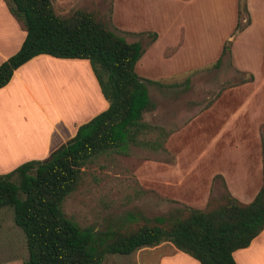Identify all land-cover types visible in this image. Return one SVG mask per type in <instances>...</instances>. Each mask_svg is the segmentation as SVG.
<instances>
[{
  "label": "trees",
  "instance_id": "16d2710c",
  "mask_svg": "<svg viewBox=\"0 0 264 264\" xmlns=\"http://www.w3.org/2000/svg\"><path fill=\"white\" fill-rule=\"evenodd\" d=\"M10 14L21 21L25 38L19 50L0 64V89L14 72L46 55L58 59L86 60L108 103L103 112L80 125L74 136L43 160L28 161L0 175V209L12 208L14 224L24 234L26 264H102L108 255L128 256L140 247L169 243L198 264H236L233 254L249 247L264 230V183L249 204H242L227 191L208 199L206 208L178 204L164 215L151 218L132 212L116 224L81 227L67 218L64 200L82 184V169L108 152L125 153L139 136L160 127L143 122L150 106L149 86L158 81L140 78L135 67L157 40L155 32L138 34L128 42L117 34L103 16L75 10L56 14L51 0H3ZM233 35L251 23L248 0H237ZM232 41L223 44L212 68L231 61ZM236 84L252 82L251 74ZM162 148L163 144H154Z\"/></svg>",
  "mask_w": 264,
  "mask_h": 264
},
{
  "label": "crops",
  "instance_id": "0c3cea01",
  "mask_svg": "<svg viewBox=\"0 0 264 264\" xmlns=\"http://www.w3.org/2000/svg\"><path fill=\"white\" fill-rule=\"evenodd\" d=\"M128 1L132 14H136L133 9L150 8L151 5L154 7L155 2H178L183 11L178 14L179 23L176 28L185 32L183 42L178 43L173 38L174 23L169 21L171 18L166 14L162 15L166 23L165 28L155 27V30L141 31L117 25L119 13L125 12ZM197 1L113 0V21L121 32L138 34L151 31L157 34V40L136 64L135 71L140 78L151 81H164L163 78L165 81L180 80L198 69L211 68L215 64L228 35H223L214 43L211 37L203 35L204 42H196L194 33L191 34V25L196 26ZM229 5L235 8V0H231ZM258 7L257 15L255 0H248L251 23L232 40L231 45L232 72L251 74L253 81L225 90L209 109L193 116L180 129L170 131L165 139L167 159L161 163L160 174L156 175H160L161 192L169 200L203 210L212 191L221 189L220 182L213 187L214 178L221 176L231 196L242 204H249L264 183V0L258 1ZM225 8L226 4L224 7L220 5L221 11ZM214 13H218L216 4ZM235 23H230V32ZM195 31L194 28L192 32ZM120 35L126 39L123 33ZM24 38L25 32L14 22L3 0H0V64L19 50ZM166 48L173 51L167 58L164 56ZM155 53L158 54V59L162 60L157 61V65H163L164 75L149 74L152 72L151 62ZM43 65H73L80 68L81 71L76 68L73 71L78 72L81 79L83 76L86 78L88 86L90 85L88 92L91 98L77 118L74 114L78 105L70 106L69 101L63 103L64 108L59 109H63L65 114L71 111V115L53 116L48 120L49 124L45 126V130L37 123L34 115H31L29 124H26L25 118L27 110L31 113L41 110V101L34 98L30 85H27L29 81H24L25 76L31 69H40ZM82 81L77 82L81 89H76L72 94L71 100L74 102H81L80 98L83 97ZM107 107L108 103L101 95L86 60L58 59L46 55L33 58L18 68L10 82L0 89V175L9 173L25 162L47 158L52 151L72 138L80 125ZM202 140L211 143V153L205 163L203 159L207 156V151L199 143ZM176 252L177 254H171L170 257L162 256L158 264L165 261L178 262L181 256H185ZM233 258L236 264H249L252 258H257L258 264H264V230L249 247L236 251ZM130 263L125 259L122 262Z\"/></svg>",
  "mask_w": 264,
  "mask_h": 264
},
{
  "label": "rangeland",
  "instance_id": "374dc122",
  "mask_svg": "<svg viewBox=\"0 0 264 264\" xmlns=\"http://www.w3.org/2000/svg\"><path fill=\"white\" fill-rule=\"evenodd\" d=\"M51 1L56 14L59 16H67L75 10L93 11L103 16L106 23L117 34L123 33L128 42L138 39L140 33H124L115 26L113 0ZM258 1L255 0L257 15L259 11ZM129 4L128 1L125 12L119 13L117 25L141 31L155 30V27L165 28L166 23L162 15L166 14L171 18L169 21L174 23L172 26L173 38L178 43L183 42L185 32L176 28L179 23L178 14L183 11L178 2H155L154 7L151 5L150 8L133 9L132 11L136 14L130 13ZM215 4L218 7L216 15L214 13ZM221 4L223 7L226 4L223 11L220 10ZM229 4H231V0H198L196 2V26L191 25V34L194 33L196 42L203 43L205 40L203 35L211 37L212 43L225 34L228 36L226 35L227 38L224 43L237 37V35H233L235 27L231 32L229 29L230 23H235L237 20V0H235V8ZM10 16L25 32L22 22L16 20L11 14ZM189 16L191 17L190 13ZM194 28L196 31L192 32ZM171 51L172 49L166 48L165 58ZM157 61L162 62L160 58L158 59V54L155 53L151 62L152 72L149 74L164 75L162 72L163 65L158 66ZM230 66V61H225L219 68L198 69V71L185 75L180 80L165 81L163 78L164 81H158L161 86L150 85L149 98L150 103H152L150 108L143 113V122L160 127L164 133L169 134L170 131L180 129L193 116L209 109L225 90L243 84H236L244 76L238 74L237 71L234 74ZM75 68L81 71L80 68L73 65H43L40 69H31L26 74L24 81H29L27 85H30L34 98L41 101L40 112L38 110L33 112L34 114L29 110L25 112L26 124L31 122V115H34L37 123L45 130V126L49 124L48 120L53 116L61 114L69 117L71 111H67L65 114L63 109H59L64 108L63 103L68 101L70 106L78 105L74 114V117L77 118L81 109H84L91 98L88 92L90 85L88 86L84 76L81 79L78 72L73 71ZM78 80L84 82L83 93L81 92L83 97L80 96L81 102L79 103L78 100L76 102L71 100L76 89L77 91L81 89L77 83ZM25 95L28 97L27 93ZM165 142L164 136L159 131H151L139 136L137 144L129 145L123 154L108 152L93 159L82 169L80 188L69 195L62 204L65 216L81 227H87L96 224L104 225V220L109 218L114 219V224H116L126 214L132 212H138L148 218L160 216L178 204L184 205L167 199L161 192V177L156 174H160L161 163L167 159L168 152L164 148ZM155 143L163 144L162 148H156ZM199 143L207 151L205 153L207 156L203 159V163H205L211 153V143L205 140ZM217 182H220L221 189L213 190L214 196L224 191L222 182L220 180ZM174 253L177 254L172 246L163 242L157 246L140 247L131 256L108 255L104 264H122L124 259L132 264H158L162 256L170 257ZM27 259L25 237L21 229L14 224L12 208L0 209V264H26ZM258 263L257 258L249 260V264ZM163 264L198 263L185 255L181 256L178 262L165 261Z\"/></svg>",
  "mask_w": 264,
  "mask_h": 264
}]
</instances>
